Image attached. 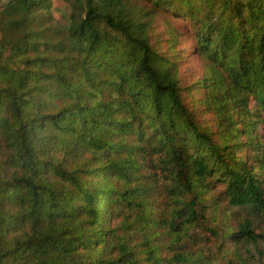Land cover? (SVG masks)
Masks as SVG:
<instances>
[{"label":"trees","instance_id":"1","mask_svg":"<svg viewBox=\"0 0 264 264\" xmlns=\"http://www.w3.org/2000/svg\"><path fill=\"white\" fill-rule=\"evenodd\" d=\"M60 2L0 7V264H263L264 0Z\"/></svg>","mask_w":264,"mask_h":264},{"label":"rangeland","instance_id":"2","mask_svg":"<svg viewBox=\"0 0 264 264\" xmlns=\"http://www.w3.org/2000/svg\"><path fill=\"white\" fill-rule=\"evenodd\" d=\"M1 3H3V2H1ZM59 4H61L60 0H58V3L56 0L55 7H53V12L55 14L56 19L62 21V17H64V15H65L64 14L65 8H63V6H60ZM176 23L179 24L181 29L185 28L183 26L184 24L181 22V20L177 21ZM183 31L184 32L187 31V27ZM191 43L192 42L186 43L185 46H182V49L183 50H190ZM181 73H182L183 78L185 76L187 79L192 80L196 77L197 74L200 73V66L196 60H192L191 58L187 57L181 65ZM258 127H259L258 129L263 133L264 132V122L261 123ZM243 216H244V213H242L240 218H243ZM263 230H264V225L262 227L258 228L257 232H261ZM263 262H264V257H263Z\"/></svg>","mask_w":264,"mask_h":264},{"label":"water","instance_id":"3","mask_svg":"<svg viewBox=\"0 0 264 264\" xmlns=\"http://www.w3.org/2000/svg\"><path fill=\"white\" fill-rule=\"evenodd\" d=\"M8 2V1H7ZM7 2L0 3V7L6 4Z\"/></svg>","mask_w":264,"mask_h":264},{"label":"built area","instance_id":"4","mask_svg":"<svg viewBox=\"0 0 264 264\" xmlns=\"http://www.w3.org/2000/svg\"><path fill=\"white\" fill-rule=\"evenodd\" d=\"M2 2H7V1H9V0H1Z\"/></svg>","mask_w":264,"mask_h":264}]
</instances>
